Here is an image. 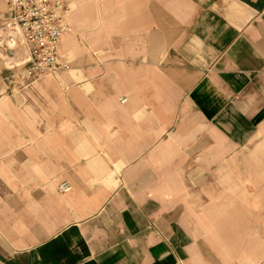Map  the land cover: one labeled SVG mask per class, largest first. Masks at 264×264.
<instances>
[{
  "label": "crops",
  "instance_id": "crops-1",
  "mask_svg": "<svg viewBox=\"0 0 264 264\" xmlns=\"http://www.w3.org/2000/svg\"><path fill=\"white\" fill-rule=\"evenodd\" d=\"M64 3L68 69L0 52V264H264V0Z\"/></svg>",
  "mask_w": 264,
  "mask_h": 264
},
{
  "label": "built area",
  "instance_id": "built-area-1",
  "mask_svg": "<svg viewBox=\"0 0 264 264\" xmlns=\"http://www.w3.org/2000/svg\"><path fill=\"white\" fill-rule=\"evenodd\" d=\"M0 52L19 48L23 59L19 74L35 81L60 69H68L59 57V41L70 30L64 0H1ZM124 99H122L123 101ZM62 190L69 186L62 184Z\"/></svg>",
  "mask_w": 264,
  "mask_h": 264
},
{
  "label": "rangeland",
  "instance_id": "rangeland-1",
  "mask_svg": "<svg viewBox=\"0 0 264 264\" xmlns=\"http://www.w3.org/2000/svg\"><path fill=\"white\" fill-rule=\"evenodd\" d=\"M0 5L2 7V9L4 8L3 2L0 0Z\"/></svg>",
  "mask_w": 264,
  "mask_h": 264
}]
</instances>
